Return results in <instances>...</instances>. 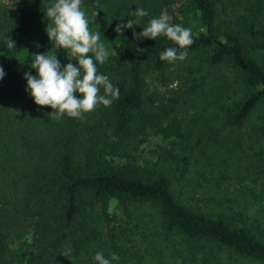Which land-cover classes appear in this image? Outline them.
Here are the masks:
<instances>
[{"label":"trees","instance_id":"16d2710c","mask_svg":"<svg viewBox=\"0 0 264 264\" xmlns=\"http://www.w3.org/2000/svg\"><path fill=\"white\" fill-rule=\"evenodd\" d=\"M230 1L81 0V9L92 31L100 32L108 51L103 64L95 59L94 62L98 71L106 74L120 90L119 98L111 106L100 104L85 113L83 119L67 114L55 119L51 106L37 105L26 90L24 73L37 74L30 66L32 54L49 51L50 55L56 54L62 65L69 61L75 64L78 59L70 49H56L53 41L42 46V39H49L47 33L35 42L29 35L42 27L38 23L42 17L47 18L46 9L55 0H16L20 14L15 21L3 11L11 19L0 17V66L5 72L0 79L2 264H13L7 259L11 239L26 236L32 224L39 229L47 224L46 207L61 229L56 233L57 239L67 241L71 230L77 229L76 219L81 217L85 223L83 229H92L91 235L80 243L81 247L90 241H101L102 232L97 230L96 224L90 226L91 214L86 210L100 208L102 219L109 226L114 223V216L109 212L111 201L118 204L127 218L134 203L154 207L164 238L180 237L191 252L197 241L264 264V238L250 227L235 225L224 212L206 213L185 204L176 195L171 180L174 169L184 176L190 163L186 151L195 150L206 159L198 168L202 170L198 172L202 180L222 183L227 177L226 166L222 168L215 162L222 131L240 128L253 111L264 104V26L260 27L262 21L259 20L264 17V0H234L238 6L234 13H228ZM135 8L147 10L148 15L130 17L129 13ZM161 14L170 15L173 23L191 29L194 43L187 52L195 61L182 69L186 76L178 78L192 82L187 92L199 94L206 79L214 83L204 97L200 95V107L184 119L174 116L180 97H185L184 83L170 89L169 100L156 102L154 94L148 93L145 79L149 71L157 75L167 69L169 62L161 60L160 54L167 47L177 45L164 35L156 39L133 37L134 31L141 32L150 19ZM128 19H138L139 25L125 28L122 33L114 31L116 24L127 23ZM28 20L34 22V27L27 24ZM48 24L52 25V21ZM41 30L43 32V28ZM21 35L28 38L17 43L16 37ZM10 38L15 41V47L9 46ZM88 55L94 58L95 54ZM197 80L199 82H195ZM152 135L169 143L160 147L159 168L142 165L129 152ZM260 138L264 145V131ZM182 142L186 145L179 148ZM256 155L264 163L263 147ZM122 158L127 160L120 163L118 160ZM206 169L211 178L205 176ZM36 215L38 219L32 222ZM234 215L247 222L242 211H234ZM249 223L260 226L257 219ZM103 237L107 238L103 242H109L114 250L128 240L126 228L122 226L119 229L109 226ZM192 260L190 264H196ZM47 264L62 263L52 254Z\"/></svg>","mask_w":264,"mask_h":264},{"label":"rangeland","instance_id":"374dc122","mask_svg":"<svg viewBox=\"0 0 264 264\" xmlns=\"http://www.w3.org/2000/svg\"><path fill=\"white\" fill-rule=\"evenodd\" d=\"M0 6V17H7L9 15L5 14L8 13L13 16L14 21L19 19L20 11L16 0H0ZM236 6L238 5L234 0H231L228 3V13H234ZM3 11L7 13L4 14ZM9 19H11L10 16ZM259 20L262 21L260 27L264 26V17L261 16ZM49 21L48 18H41L38 24H42V27L29 34L32 42L38 41L41 35L47 33L45 25ZM27 24L34 27V22L31 20H28ZM90 29L93 30L92 25H90ZM36 30L37 33H35ZM0 34H2L1 31ZM27 38L28 36L21 35L16 37V42H25ZM45 38V40L42 39V46H48L50 43L49 39ZM194 61L195 59L188 55L183 61L169 63L167 69L162 73L154 75L149 71L145 76L146 86L149 88L148 93L154 94L158 99L156 102L169 100L170 89H177L184 83L182 92H185L183 93L185 97L183 95L180 97L179 109L174 113V116L180 119H184L196 111L202 101L200 95L204 97V94L209 92L214 85L209 79H206L199 94L187 92L192 82L189 79L182 82L178 78L186 76V72L182 74V69ZM223 71L229 73L227 69ZM195 82H199V80ZM262 127L264 128V104L256 108L240 128L222 131V142L216 148L218 155L215 159V162L220 163L222 168L226 166L227 177L222 183H207L202 180L198 174L202 170L198 171V168L201 167L203 160L206 162V159L204 156L200 157L195 150L186 151L190 156L188 171L182 177L179 171L173 168L174 174L171 176V180L176 195L185 204L206 213L224 212L235 225L250 227L257 236L264 238V163L256 155L261 147L264 148L260 138L264 129L259 131ZM168 145L167 140L152 135L129 152L142 165L159 168L161 167V160L158 159L160 147ZM185 145L186 142H182L179 144V148ZM181 153L183 154L184 150ZM126 160V158H122L118 161L124 163ZM170 172L173 173L172 170ZM204 174L211 178L209 169H206ZM86 211L87 214H91L89 216L90 226L96 224L97 230L102 232L99 235L101 241H90L81 247L80 243L86 236L91 235L90 231L92 230L91 228L83 229L85 223L81 217L76 219L77 229L71 230L67 241L57 239L56 233L61 229L56 223L55 217L52 216L50 208L46 207L44 217L47 224L43 225L42 229H39L38 225L32 224L26 236L11 239L7 259L13 264H47V258L56 254L62 264H97L94 256L97 252H102L105 258L111 261V264H190L192 259L196 264H263L238 257L231 250L219 249L209 243L196 241L193 245L197 246L191 252L185 245V240L180 237L164 238L161 232V220L156 209L143 203L132 204L130 206L131 215L127 218L115 201L110 202L109 212L114 216V223H110L109 226H115L118 229L119 226L126 228L128 239L123 242L120 248L114 250L110 247L109 242H103L107 240L103 236L108 232L109 226L103 221L100 208H88ZM234 211H242L245 214L243 218L247 222L241 221L234 215ZM248 216L252 221L253 219L259 220L260 226L250 225ZM37 219V215L32 217V222ZM69 249L70 251H68ZM64 252L68 254L62 255L61 253ZM113 254L117 257L116 259H113Z\"/></svg>","mask_w":264,"mask_h":264},{"label":"clouds","instance_id":"9594fccd","mask_svg":"<svg viewBox=\"0 0 264 264\" xmlns=\"http://www.w3.org/2000/svg\"><path fill=\"white\" fill-rule=\"evenodd\" d=\"M95 15H98L97 11ZM147 10L135 8L129 13L130 17H145ZM46 16L52 21L47 25L46 31L50 41L54 42L56 49H70L78 55L74 64L69 61L61 64L56 54L34 53L31 68L36 69V75L25 72L27 91H30L34 102L40 106H51L54 118L59 120L64 114L72 118H84L85 113H90L100 104L111 106L119 98L120 90L114 86L106 74L100 73L97 68L99 62L103 64L108 58V51L101 41V34L90 29V22L86 13L81 9V0H55L47 9ZM173 18L167 14L150 19L147 26L139 33L133 32L135 39H156L164 35L175 42L172 47H167L160 54V59L175 63L187 58V48L194 43L190 28L173 23ZM139 25L138 19H128L127 23H118L114 31L122 33L125 28ZM10 47H15V41H8ZM143 51V50H142ZM94 52L93 56L88 53ZM5 75L0 66V79ZM103 89V94H101ZM79 92L80 97L74 95ZM51 112V113H52ZM70 251V249L68 250ZM66 256L68 253H61ZM117 257L113 254V259ZM97 264H111L102 252L94 256Z\"/></svg>","mask_w":264,"mask_h":264}]
</instances>
